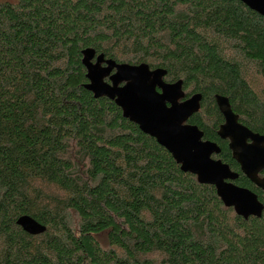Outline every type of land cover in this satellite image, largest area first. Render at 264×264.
Instances as JSON below:
<instances>
[{"label":"trees","instance_id":"obj_1","mask_svg":"<svg viewBox=\"0 0 264 264\" xmlns=\"http://www.w3.org/2000/svg\"><path fill=\"white\" fill-rule=\"evenodd\" d=\"M147 64L200 94L188 124L221 149L214 96L264 135V17L240 0H0V264H264V209L215 188L84 85L81 51ZM264 206V190L242 174ZM28 216L45 228L25 233Z\"/></svg>","mask_w":264,"mask_h":264},{"label":"water","instance_id":"obj_2","mask_svg":"<svg viewBox=\"0 0 264 264\" xmlns=\"http://www.w3.org/2000/svg\"><path fill=\"white\" fill-rule=\"evenodd\" d=\"M250 10L264 17V0H240ZM81 64L88 81L84 88L93 98H107L121 110L122 117L135 124L145 135L153 138L173 158L184 173L192 174L199 184L215 188L216 195L226 208H232L244 219L260 218L264 206L257 196L234 181L238 175L229 166L211 158L220 149L203 140V133L189 118L200 109L202 97L194 94L185 98L182 81L166 83L163 69H150L147 64H118L102 54L96 56L93 49L81 51ZM215 104L223 123L217 136L228 141L233 160L253 185L264 190V137L253 133L238 122L226 97L215 95ZM25 233H42L45 228L28 216L16 221Z\"/></svg>","mask_w":264,"mask_h":264},{"label":"flooded vegetation","instance_id":"obj_3","mask_svg":"<svg viewBox=\"0 0 264 264\" xmlns=\"http://www.w3.org/2000/svg\"><path fill=\"white\" fill-rule=\"evenodd\" d=\"M238 122L240 123V124H242L240 121H239V119H238ZM223 123V122H222ZM243 125V124H242ZM244 126V125H243ZM246 127V126H245ZM247 128V127H246ZM249 129V128H248ZM250 130V129H249ZM250 131H252V130H250ZM253 133H255V134H258V135H260V136H263L264 137V135H262V134H260V133H257V132H255V131H252ZM217 134V133H216ZM218 137V136H217ZM219 140H221V139H219ZM221 141H223V142H225V144H226V147H227V149L229 150V148H228V141L227 140H221ZM213 143H215V142H213ZM216 144V143H215ZM217 146H218V144H216ZM218 148L220 149V147L218 146ZM230 151V150H229ZM220 152H221V149H220ZM220 152L218 153V154H213L212 156H211V158L213 159V160H216V161H221L220 159H218V158H216L219 154H220ZM230 154H231V151H230ZM231 158H232V155H231ZM233 159V158H232ZM235 162V161H234ZM221 163H223L222 161H221ZM236 163V162H235ZM223 164H225V163H223ZM237 164V163H236ZM226 165H228V164H226ZM229 166V165H228ZM237 167H238V172L237 171H234V170H232L230 167H229V169H230V171L231 172H233V173H235V174H237L238 175V177L234 180V181H230V180H227L226 182L227 183H231V184H233L234 186H237L236 184H235V182H236V180L239 178V175L240 174H242V172L240 171V167H239V165L237 164ZM243 175V174H242ZM244 176V175H243ZM258 176L260 177V178H263L264 177V171H260L259 172V174H258ZM245 177V176H244ZM250 182V181H249ZM251 183V182H250ZM252 184V183H251ZM253 185V184H252ZM254 187H256L255 185H253ZM237 187H239V188H243V187H240V186H237ZM257 188V187H256ZM245 189H248V188H245ZM259 189V188H258ZM249 190V189H248ZM261 190V189H260ZM249 191H251V190H249ZM252 192V191H251Z\"/></svg>","mask_w":264,"mask_h":264},{"label":"rangeland","instance_id":"obj_4","mask_svg":"<svg viewBox=\"0 0 264 264\" xmlns=\"http://www.w3.org/2000/svg\"><path fill=\"white\" fill-rule=\"evenodd\" d=\"M249 77V82L251 85H255L256 91L259 92L260 94L264 92V83H262L260 80H257L256 75L250 71L248 72Z\"/></svg>","mask_w":264,"mask_h":264}]
</instances>
